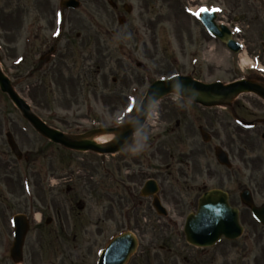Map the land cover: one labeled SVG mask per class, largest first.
I'll return each instance as SVG.
<instances>
[{
  "label": "rangeland",
  "instance_id": "1",
  "mask_svg": "<svg viewBox=\"0 0 264 264\" xmlns=\"http://www.w3.org/2000/svg\"><path fill=\"white\" fill-rule=\"evenodd\" d=\"M122 3L131 6L130 14L122 10ZM84 4L82 9L89 10L91 15L84 16L80 11L72 12L69 14L74 17L76 14L78 18L64 22L62 29L64 36L60 39L65 37L68 42L70 41V50L64 52L65 56L53 68H56V76L49 73L41 81V85L31 75L33 72L28 69L30 64L25 63L12 70L17 77L20 76L24 80L21 86H16V92L26 100L31 110L40 113V116L55 110L59 116L68 117L70 130L74 134L99 126L101 120L109 125L118 117L127 121L129 116H134L147 88L154 81L176 75L193 74L195 78L207 83L217 80L227 83L242 77L249 71L248 67L251 65L259 66L258 60L253 57L259 45L258 33L262 29L263 22L258 14V0H119L116 1L118 9L114 11L110 8L108 0H87ZM185 7L192 8L196 15L190 11L186 13ZM201 9L216 11L218 20L228 23L229 28L241 35L237 38L245 47L243 53L235 57L222 44L210 40L202 45L203 27L198 22L199 15H197ZM119 16L125 18L123 25L118 24ZM13 19L14 17L7 21ZM0 22L3 23V20ZM9 24L4 28L0 26L2 39L5 37V30H11ZM55 27L58 26L55 24ZM11 38L10 32L8 37L4 38L9 47L12 46ZM246 39L251 41L256 49L252 46L248 47L245 43ZM6 52L11 58L16 56L9 54L11 51ZM137 63L141 64L140 68L136 66ZM207 67L211 68V74L206 73ZM28 72L30 76L26 80ZM113 79L116 82H113ZM234 103L240 104L237 113L228 114L220 108L204 110L175 95L160 100L153 107L145 123V127L152 129L149 143L152 142L151 138L158 140L155 145L160 148V154L155 155L156 165L168 164L170 167L167 173H172L174 170L172 175H175L181 159L180 142L185 134L184 129H180L181 126H176V121L182 122L185 118L188 123L186 126L189 128L188 137L192 138L190 144L195 142L198 147L203 144L197 131L199 122L194 115L202 121L203 118L210 117L213 128L217 130L221 139L226 138L229 149L235 153L234 162L232 161L234 169L242 170V165L236 162L237 159L241 162L244 160L250 169L260 157L262 168L259 170L255 167L254 170L251 168L257 179L255 183H259L261 178H264V145L259 147L263 142L260 134L264 133V128L259 130L260 124L258 125L257 121L264 118V101L255 94H244ZM3 110L15 111L13 118L18 116L16 110L0 95V111ZM235 115L239 116L241 121L253 122L254 130H249L245 136L255 142L254 146L249 147L242 141V136L237 134L236 128L244 129V125L241 121L237 123L231 118ZM215 118L219 122L215 121ZM58 126L64 128L62 125ZM139 142L138 139L137 147ZM238 148L246 149L242 157L236 156L239 152ZM203 149L207 159L213 163L215 160L213 149L209 150L207 146ZM97 158L98 155L93 153H74L76 191L85 193L97 190ZM158 158L159 163H157ZM19 169L22 173V167ZM31 170L33 172L34 168ZM123 172L121 170L122 174ZM253 173H249V170L243 171L233 179H239L245 184L247 177L250 174L253 176ZM217 175H222L225 180L227 170L218 166ZM14 184V189L18 190V184ZM258 192L255 189L253 195L256 205L264 200V193ZM169 211L168 218L174 220L177 227L170 225V228L161 230V237L158 235L159 231L143 232L134 228L131 220L133 214L129 216V221L119 212L108 215L111 220L104 222L100 233L90 226L81 234L77 227L74 232L78 233V236L71 246L72 252L67 254L68 257L64 255L63 260H56L54 264H95L98 252L100 253L113 236L125 229L133 231L140 240L138 252L129 264H190L192 263L190 256L195 248L186 244L182 232L183 222L189 210L182 206L177 213ZM135 214L141 223L145 218H149L148 215L143 217L140 211ZM81 215L85 218L84 223L88 222V218H91L89 223H97L98 211L95 205ZM241 221L244 226L242 237L233 244L227 243L232 248V252L228 255L223 253L221 249L225 247L224 243L216 246L210 250L212 264H255L254 256L259 253L260 245L264 244V231L258 226H252L248 220L241 218ZM166 222L171 223L169 220ZM150 240H152L151 245H149ZM244 242L246 248L251 249L250 253L245 252ZM160 245H164L163 250L160 249ZM243 248H245L244 252H242ZM204 261L205 257L202 258V263H205ZM258 264H264V258L258 259Z\"/></svg>",
  "mask_w": 264,
  "mask_h": 264
},
{
  "label": "flooded vegetation",
  "instance_id": "2",
  "mask_svg": "<svg viewBox=\"0 0 264 264\" xmlns=\"http://www.w3.org/2000/svg\"><path fill=\"white\" fill-rule=\"evenodd\" d=\"M77 1L80 4L78 9L80 13L84 16L91 15L89 10L82 9V5L87 0ZM116 1L119 0H110V6L113 10L118 9ZM60 2L61 0H0V20H3V23L0 22V26L4 28L6 24L8 25L11 22L8 26L11 30H5L4 38L8 37L9 32L12 34L10 41L12 46L10 47L7 46V40L5 41L4 38H1L3 36H0V69L15 90L16 86H21L20 84L24 80L20 76L17 77L12 70L28 63L30 64L28 69L33 72L31 75L41 84V81L49 73L56 76V68H53L65 56L64 52L70 50V41L68 42L65 37L60 39L61 36H64L62 29L65 21L75 20L78 16L76 14L75 17L70 15L75 10L60 9L59 18L62 25L59 30H55L57 22L56 3L59 7ZM124 5L125 3H122V9ZM258 14L263 22L262 29L258 33L259 45L256 47L257 51L254 54L258 56L261 67L264 68V0H258ZM12 17H14L13 20L7 21ZM203 35L202 45H205L208 40L217 42L216 39L204 32ZM77 38H79V35ZM250 42L247 39L245 41L248 47L252 46V42ZM252 48L256 49L255 46H252ZM6 51H11L9 54L16 56L11 58ZM211 72V68L207 67L206 73L211 74ZM254 74L259 75V77L254 79ZM29 76L28 72L25 79L27 80ZM193 77L195 78V76ZM244 78L256 82L264 88V75L250 72ZM113 82H116V80L113 79ZM0 95L9 102L4 94L0 93ZM239 105L236 104L235 107L238 109ZM220 109L230 114L234 109V104ZM16 113L18 114L17 118H13L12 115H15V111H0V264H13L11 251L15 242L16 228L22 234L20 264H43V262L54 264L56 260H63L64 255H69L72 252L73 248L71 246L77 240L78 233L74 232L75 228L78 227L82 234L91 226L100 233L103 230L104 222L111 220L108 215L111 216L114 212L124 214L127 220L133 214L131 220H133L132 225L134 228L143 230V232L146 230L159 231L158 235L161 237V230L170 228V225L177 227V224L174 220H170L171 218H168V216L161 217L157 215L156 211L152 209L153 197L141 196V191L149 181L155 182L156 196L168 213L169 210L177 213L182 206L184 209L189 210V213H195L198 199L207 191L218 189L224 191L227 205L236 209L239 206L237 198L241 191L250 189L254 193L257 189L258 193H264V178H261L259 183H255L257 179H255L256 176L252 171L254 167L258 170L262 168L260 157L255 160L256 163L251 165L250 169L244 160L241 162L237 159L236 162L242 165V170L239 168L227 170L225 180L222 175H217V167H224L218 165L216 160L211 163L207 159L203 147L207 146L211 150L220 146L228 152L230 161L234 160L235 153L229 149L226 138L221 139L217 130L213 128L212 118L205 117L202 121L201 118L195 115V119L199 122L198 133L199 129L208 132L209 142L198 145V147L195 142L190 144L192 138L188 137L189 128L186 126L188 123L184 120L185 118L182 122L176 121V126H181L180 129H184L185 133L183 140L180 142L179 155L181 159L175 171L176 176L172 175L174 170L172 173H167L170 166L159 163V158L157 160L159 164L156 165L155 155L160 154V148L155 145L157 141L154 143L152 138V142L149 143V135L152 129L143 127L122 146L119 152L111 155H98L96 191H86L85 193L76 191L74 183L75 170L73 167L74 151L65 148L61 144L49 141L20 111L16 110ZM32 113L45 126L64 135L66 140H73L74 133L70 130L68 117L59 116V113L55 110L47 112L45 116H40V113ZM214 114H216V111H214ZM215 121H217L216 118ZM127 122L120 117L113 120L110 125L103 123L101 120L98 123L99 126L82 131L79 134L84 136L87 131L90 132L96 129L103 130V132L110 129L118 130L127 125ZM259 123H261L259 130H262L264 128V125H262L264 124V118ZM58 125H62L64 128L62 129ZM250 130H254V127ZM236 131L238 135L242 136L241 139L245 144H248L249 147L254 146L255 142L245 136L249 129L243 131V129L236 128ZM7 135H10L13 139L21 155H15L11 152ZM81 135H77V137ZM142 136L148 137V147L144 151L138 152L139 146L137 147L136 141L139 139L140 144ZM260 138L263 142L259 147L262 144L264 145V133L260 134ZM245 150L244 148H238L239 152L236 156L242 157ZM76 154H86V152ZM20 167H22V173ZM31 168H34L36 173H34V170L32 172ZM121 170L124 171L123 174ZM248 170L249 173H253L254 177L250 174L245 184L239 179H233V177L236 178L243 171ZM169 178L171 180H168ZM14 183L18 184V190L14 189ZM150 192L148 190V193ZM94 205L98 211L97 223H89L91 218H88V222L84 223L85 218L82 217L81 213H87L90 207L92 209ZM260 205L264 206V200ZM137 211H140L143 217L148 215L149 218H145L142 223L139 222L135 214ZM238 211L243 220H248L252 226H256L250 219L247 209H243L241 213L240 210ZM166 220L171 221V223L166 222ZM101 222L103 224H100ZM116 225H119V223H116ZM261 229L264 230V227L261 226ZM222 243L226 244L221 249L223 253L226 255L231 253L232 248L227 245L230 241L222 239L218 245L220 246ZM151 244L152 240H150L149 245ZM244 245L246 248L245 242ZM245 248L242 252L245 251ZM260 248L259 253L254 256L253 261L255 264H258V259L264 258V244H261ZM160 249L163 250L164 245H160ZM210 250H213V248H195L194 253L190 256L192 259L190 264H212V258L210 257L212 251ZM245 252L250 253L251 250L246 248ZM208 255L209 257H206ZM145 257H147L146 254ZM204 257L205 263H202Z\"/></svg>",
  "mask_w": 264,
  "mask_h": 264
},
{
  "label": "water",
  "instance_id": "3",
  "mask_svg": "<svg viewBox=\"0 0 264 264\" xmlns=\"http://www.w3.org/2000/svg\"><path fill=\"white\" fill-rule=\"evenodd\" d=\"M214 16L201 17L202 22L206 25L214 35H216L226 46L236 51L234 42L230 39L226 29L218 30L212 23ZM185 85H190L195 92L187 89ZM0 88L2 92L9 95L16 107L21 110L31 123L42 133L53 141H60L65 146L75 150H91L94 152H102V148L95 142L87 139L82 142L61 141L59 134L51 129L43 126L37 119L28 113L30 110L21 99L13 93L8 85V80L0 75ZM178 90V91H177ZM254 91L264 97V90L256 85L247 82H237L229 85L212 84L204 85L194 81L188 77H174L170 80L154 82L146 92L143 101L140 104L139 111L135 119L128 125L126 131L115 141L113 148L105 150L107 153L117 151L121 145L131 136L132 133L138 131L143 125L146 115L156 101L163 96L176 94L187 97L191 100V96L195 95V100L204 106H209L208 99H229L230 97L245 91ZM216 157L219 163L227 164V159L222 151L216 149ZM246 195H243L245 197ZM245 203L251 206V200L247 196ZM155 207L159 205L155 204ZM255 217L264 223V209H253ZM241 228L238 224L237 212L226 207L225 199L220 192H209L203 195L199 201V210L196 215L188 218L185 226L186 241L193 246L208 247L214 245L221 236L228 239H236L241 235ZM137 241L131 232L124 233L113 239L106 249L101 253L98 264H125L129 257L135 252Z\"/></svg>",
  "mask_w": 264,
  "mask_h": 264
},
{
  "label": "clouds",
  "instance_id": "4",
  "mask_svg": "<svg viewBox=\"0 0 264 264\" xmlns=\"http://www.w3.org/2000/svg\"><path fill=\"white\" fill-rule=\"evenodd\" d=\"M185 87L187 89H190L192 92H195V89H192V87L190 85H185ZM195 98H196L195 95L191 96V100H195ZM147 141H148V137L142 136L141 143L139 144L138 152H142L148 147Z\"/></svg>",
  "mask_w": 264,
  "mask_h": 264
},
{
  "label": "bare ground",
  "instance_id": "5",
  "mask_svg": "<svg viewBox=\"0 0 264 264\" xmlns=\"http://www.w3.org/2000/svg\"><path fill=\"white\" fill-rule=\"evenodd\" d=\"M112 135H106L104 136H94L91 138L93 142H95L99 146H104L106 143H108L112 139Z\"/></svg>",
  "mask_w": 264,
  "mask_h": 264
},
{
  "label": "snow or ice",
  "instance_id": "6",
  "mask_svg": "<svg viewBox=\"0 0 264 264\" xmlns=\"http://www.w3.org/2000/svg\"><path fill=\"white\" fill-rule=\"evenodd\" d=\"M205 11V9H201V12ZM200 13H197L199 15ZM129 111H132V109H129Z\"/></svg>",
  "mask_w": 264,
  "mask_h": 264
}]
</instances>
